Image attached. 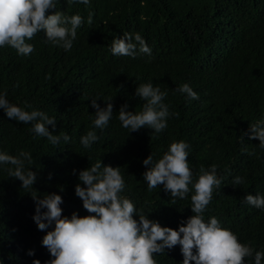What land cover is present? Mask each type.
<instances>
[{
  "label": "trees",
  "instance_id": "1",
  "mask_svg": "<svg viewBox=\"0 0 264 264\" xmlns=\"http://www.w3.org/2000/svg\"><path fill=\"white\" fill-rule=\"evenodd\" d=\"M56 11L84 18L70 51L46 43L43 32L26 41L35 47L28 56L8 46L0 48V93L6 90L8 101L22 108L32 105L27 111L55 117L53 134L72 138L53 145L35 136L31 124L8 120L0 109V151L31 153L33 163L25 166L38 173L36 195H61L64 216L89 215L75 195V185L80 170L102 160L120 167L126 184L122 195L138 211L162 227L178 230L193 215L194 191L174 204L163 185L148 191L142 179L143 160L151 154L155 163L172 142L185 141L194 180L201 166L208 169L212 164L223 177L205 221L215 216L241 243L251 242L255 250L264 251V210L244 202L248 194L264 195V149L259 140L244 135L250 125L264 119V0H90L88 7L57 0ZM89 12L95 13L91 26ZM124 33H139L151 56H113L112 40ZM142 83L168 92L163 102L173 115L161 133L149 128L130 133L118 119L125 103L129 111H142L145 101L135 96ZM183 84L190 85L199 99L174 91ZM92 99H98L101 108L112 100V119L103 131L92 126ZM93 130L100 139L85 149L80 138ZM8 167L0 165V264L33 260L45 264L52 257L42 246L46 232L39 231L32 219L33 191L9 178ZM237 176L244 178L243 184L233 183ZM29 250L35 255H27ZM154 259L157 264H182L183 256L177 245L166 254H154Z\"/></svg>",
  "mask_w": 264,
  "mask_h": 264
},
{
  "label": "clouds",
  "instance_id": "2",
  "mask_svg": "<svg viewBox=\"0 0 264 264\" xmlns=\"http://www.w3.org/2000/svg\"><path fill=\"white\" fill-rule=\"evenodd\" d=\"M67 3L69 6L79 3L88 7L90 0H67ZM56 8L57 0H0V48L8 46L18 55L28 56L35 51V47L26 41L43 32L46 43L70 51L77 39V29L85 21L79 14L68 16L63 11H56ZM94 15V12L88 14L89 26ZM110 51L113 56L133 59L138 54L149 57L152 54L139 33L134 36L124 33L123 37H115ZM174 91L186 94L192 100L199 99L188 84ZM167 95V91H161L152 83L139 84L135 96L145 101L142 111H129V105L123 104L118 112L122 127L130 133L142 128H149L156 134L163 132L168 118L173 115L163 102ZM97 100H91V107L95 109L92 126L103 131L112 119L113 103L110 100L106 107L101 108ZM31 107L27 103L24 108L10 103L6 90L0 93V109L8 120L31 124L35 136L46 138L53 145H58L61 139L65 144L71 141L66 133L53 134L57 127L55 117L39 110H25ZM244 135L259 140V147L264 149V119L250 125ZM99 139L96 131H88L81 136L80 143L88 149ZM240 139L243 141V136ZM189 147L185 141H174L155 163L151 154L143 160L146 171L142 179L147 183L148 191L163 185L164 191L171 194L173 204L176 198L186 199L194 191L190 208L193 215L182 221L178 230L162 227L158 221L149 219L142 209L138 211L132 200L122 195L126 184L120 167L104 165L102 160L79 171L75 195L89 213L82 217L78 212H73L70 217L64 216L61 208L63 198L55 192L45 193L42 197L36 195L38 192L33 185L38 180V173L25 166L26 162L29 166L33 163L30 152L20 150L17 155H11L0 151V165H10L6 169L9 178L20 181L22 189L33 191L31 197L36 204V214L32 219L39 231L46 232L42 246L52 257L45 264H157L154 254H166V250L171 251L177 245L183 256L182 264H248L249 261L251 264H262L264 251L255 250L251 242L241 243L237 234L222 227L215 216L205 221L204 213L212 202L214 190L220 188L223 177L218 175V165L212 164L208 169L201 166L194 180L188 163ZM76 173L77 170L73 169V175ZM51 178L49 173L48 179ZM233 183L243 184L244 178L237 176ZM244 202L264 210V195L248 194ZM27 255L34 256V250H29ZM33 264L41 262L33 260Z\"/></svg>",
  "mask_w": 264,
  "mask_h": 264
}]
</instances>
